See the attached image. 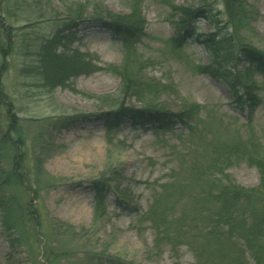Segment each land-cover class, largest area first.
I'll return each mask as SVG.
<instances>
[{"label": "rangeland", "instance_id": "1", "mask_svg": "<svg viewBox=\"0 0 264 264\" xmlns=\"http://www.w3.org/2000/svg\"><path fill=\"white\" fill-rule=\"evenodd\" d=\"M88 1L97 3L103 13L131 12V0H0V85L4 89L0 96V140L9 114L14 112L20 122L18 135H11L17 144L0 142V264H32L36 259L47 264L43 257L48 248L53 249L52 264H198L183 241L157 247L156 230L143 219L158 198H167L166 193L176 198L166 211L179 217L190 198L198 199L204 191L206 176L213 171L212 178L223 176L210 168L213 160L206 146L219 148L226 143L227 136L220 134L227 128L240 132L246 140L252 125L264 148V76L255 74L261 104H241L238 89L223 79L220 74L225 70L215 65L203 44L191 38L177 50L169 43L177 32L168 21V3L195 8L200 3L143 0L145 34L133 41L132 47L149 59V77L163 83L171 77L175 85L154 102L173 113L192 103L200 109L191 122H176L166 132L136 127L129 121L110 131L103 117L107 110L104 100L116 98L122 88L120 77L111 69L124 61L130 43L125 38L103 24L86 22L66 30L64 44L69 50L94 57L100 70L72 78L68 86L52 92L24 73L40 41L59 29L58 20L68 17L70 4ZM245 2L254 13L241 33L247 42L264 50V0ZM210 7L211 16L194 23L197 33L204 36L226 20L222 7ZM92 12L89 7L84 16ZM62 50L59 47L57 51ZM246 66L242 61L238 69ZM7 102L13 104L10 111ZM125 104L143 106L134 96H128ZM76 113L90 117L62 125L65 117ZM199 121L210 122L212 130L219 133L214 137L207 131L206 142L210 144L204 148L202 142L198 146V136L190 128L196 126L199 135L203 131ZM222 168L230 181L248 188L259 184L256 166L239 161ZM11 169L18 177L14 181L8 178ZM104 179L109 185L102 189V205L97 209L92 183ZM172 202L169 198L163 204ZM4 206L13 212L11 216H4ZM25 206L34 211L32 218L41 224V230L29 222L18 231H8V224L20 222ZM11 236L20 239L12 243ZM248 264H256L249 255Z\"/></svg>", "mask_w": 264, "mask_h": 264}, {"label": "trees", "instance_id": "2", "mask_svg": "<svg viewBox=\"0 0 264 264\" xmlns=\"http://www.w3.org/2000/svg\"><path fill=\"white\" fill-rule=\"evenodd\" d=\"M196 1L200 3L198 8L177 6L173 2L168 3L171 9L168 21L174 25L177 32L175 37L170 38L169 43L175 49L180 50L191 38H195L196 42L203 44L210 52L215 65L225 70L220 74L223 79L238 89V101L250 107L260 105L261 99L257 93L259 86L255 81V74L261 73L264 76V50L247 42L241 33L245 27L249 26L254 9L247 5L245 0ZM85 3L70 4L67 10L68 17L58 20L59 29L50 37L40 41L33 51L34 59L31 66L27 68V71L24 70V73L35 77L41 86L52 92L59 86H68L72 78L90 75L100 70L94 57L77 49L69 50L64 44L67 39L64 34L66 30L77 28L86 22H98L130 42L127 45L123 63L111 69L120 77L122 88L116 98L111 96V100H104L107 110L103 113V117L107 129L111 131L118 128L124 121H129L136 127L150 126L157 131L166 132L176 122L185 124L191 122L194 115L199 112L200 106L192 103L186 105L179 113H173L160 106L159 102H154L161 92L175 88L174 82L171 77L167 78L169 80L167 83L149 77L146 73L150 65L149 59L140 54L137 48L132 47V42L145 34L143 0H131V12L128 15L111 12H105V14L98 10L97 3L94 1ZM214 4L223 8V14L226 16L224 25L222 27L215 25L214 31L205 36L198 34L195 21L200 18H209L213 10L210 6ZM89 7L93 11L92 15L84 16ZM7 38L9 42L12 39L9 33ZM59 47H63L60 52L57 51ZM1 49L2 44L0 52ZM242 61L247 66L239 70L238 64ZM209 68L203 67L202 69L208 70ZM3 91L0 85V96ZM128 96H134L142 102L143 106L137 108L126 105L125 101ZM6 105L9 111L13 109L12 103L7 102ZM87 117L90 116L85 113H76L65 117L61 123L66 125L77 118ZM8 118L7 130L0 142L6 141L15 145L17 142L11 135H18L19 117L13 112L8 115ZM199 124H203V131L199 135L196 133V126L190 128L195 132L194 135L198 136V146L202 142L201 147L204 148L206 144H210L206 142L207 131L213 132L214 137L219 133L212 130L210 122L199 121ZM250 128L246 140L241 139L243 137L240 132L227 128L220 135L227 136L228 143L212 149L210 145L206 146V152H209L208 156H211L213 160L210 168L220 172L223 176L212 178L214 171L206 176L202 184L204 191L201 190L198 199L196 196L190 198L192 204L186 206L179 217L174 218L166 211V207L171 208L176 199L170 197V194L166 193L167 198H158L154 202L143 220L150 221L155 228L157 247L162 243L176 246L183 241L194 253L198 264H248V255L256 264H264V148L252 125ZM239 161L258 168L260 173L258 186L248 188L227 179L222 167ZM8 178L12 181L18 179L14 169H11ZM108 183L109 181L105 179L92 183V187L97 191V209L102 205V189L108 187ZM169 198L173 202L164 205V201ZM3 208L4 216L12 215L13 212L9 207L4 206ZM24 212L18 217L20 222L17 224L14 222L8 224L9 220H6L8 231L13 229L18 231L24 224L35 222L32 218L34 211L30 206H25ZM35 225L38 230H41L39 222H35ZM19 239V236L17 238L11 236L12 243ZM52 252L51 248L45 251L43 258L47 264L53 262L50 259ZM32 264L45 263H40L36 259Z\"/></svg>", "mask_w": 264, "mask_h": 264}]
</instances>
